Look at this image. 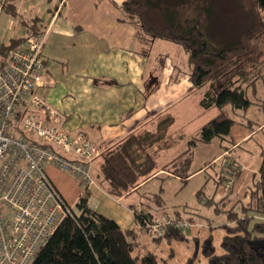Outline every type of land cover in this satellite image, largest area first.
<instances>
[{"label": "crops", "instance_id": "obj_1", "mask_svg": "<svg viewBox=\"0 0 264 264\" xmlns=\"http://www.w3.org/2000/svg\"><path fill=\"white\" fill-rule=\"evenodd\" d=\"M124 1L0 0V61L8 57L2 50L3 46L12 39L29 34L23 20L32 23L38 18V27L47 32L43 49L47 85L40 93L63 115L62 126L68 133L74 135L82 132L99 147L100 154L92 164L95 178L104 151L129 134L154 128L160 117L167 113H172L175 118L172 133L176 131L175 128L179 130L185 125L190 118L187 109L193 108L188 105L187 98L198 89L193 86L188 73L185 51L183 59L174 58L171 53H178L177 48L171 46V52L166 51L168 42L156 39L149 50L143 52L135 36V26L119 18L122 16L119 6ZM6 2L13 3L14 10L5 7ZM162 55L168 56L164 62ZM202 97L203 94L200 98L197 95L196 107L201 106ZM203 110L206 109L201 106L198 112L203 114ZM248 115L264 122L263 117L259 118L261 112L256 108H251ZM180 134L174 133L177 137ZM254 134V130L240 124L233 126L231 131L232 145L228 154L232 152L231 149L243 148L244 152L237 156L241 170L231 189L232 199L226 210L249 201V193L260 165V143L253 139ZM183 135L184 139L180 138L172 149L163 151L161 160L168 161L186 148L189 138L186 139L185 133ZM213 144L219 146L220 150L195 169L223 156L221 144L212 142L209 145ZM254 153L257 155L256 161H253ZM209 169L195 172L184 188L178 176L171 174L165 180L161 179L168 172L160 169L144 180L138 190L119 197L108 193L105 184L99 180L97 185L83 192L84 188L76 177L54 165L47 166L49 176L69 206L75 207L82 197H86L91 208L115 219L124 229H135L138 232V245L134 254L143 256L153 253L158 264H187L195 253L192 264H210L202 248L209 236L213 238L216 252H223L221 244L227 234L225 224L233 223L225 212L213 210V205L201 202L213 210L211 214L203 212L197 205L199 199L196 193L204 185L207 173L210 177ZM195 179L199 180L194 192L195 199L184 201L183 195ZM152 181L155 182L153 185L150 184ZM161 186L165 201L162 205L150 197ZM226 191L224 186L221 187L216 199L219 200ZM187 203L198 208L202 215L201 218H195L200 224L189 229L185 239H155L137 221L136 211L151 212L155 218H162L174 214L176 208ZM202 216L212 220L207 222ZM215 218H220V221Z\"/></svg>", "mask_w": 264, "mask_h": 264}, {"label": "trees", "instance_id": "obj_2", "mask_svg": "<svg viewBox=\"0 0 264 264\" xmlns=\"http://www.w3.org/2000/svg\"><path fill=\"white\" fill-rule=\"evenodd\" d=\"M237 1L249 14L251 24L229 41L212 39L209 24L213 8L202 4V0H125L119 6L122 15L119 18L135 26V36L144 53L156 39L182 47L187 53L188 73L193 86L204 89L201 106L206 110L216 108L218 112L187 140L183 151L165 162L161 160L163 151L172 149L185 136L180 134L177 137L171 132L175 118L172 113L164 114L154 128L133 132L104 151L96 175L108 193L120 197L138 190L144 180L160 169L168 172L161 179L165 180L171 174L178 176L184 188L195 172L213 168V173L209 172L210 177L207 173L204 185L196 195L205 205H213L217 213L225 212L233 224H225L227 234L222 240V253L216 252L212 236L204 240L202 248L210 264H264V122L248 115L251 108L264 114V91L259 86L264 81V0ZM6 6L12 10L15 7L10 2H6ZM38 21V18L32 23L23 20L29 34L12 39L3 46L4 53L7 55L30 34L43 33ZM167 58V55L161 57L163 62ZM236 124L255 131L253 139L260 143V165L249 201L226 210L232 199V188L219 200L216 195L230 173L234 172L238 177L241 170L237 157L231 156L232 160L223 162L231 148L223 142H232L231 131ZM212 142L221 144L223 156L195 169V148ZM211 178L215 179L216 185L212 195L206 198L205 188ZM162 191L163 186L150 196L155 203H165ZM197 210L187 203L176 208L174 215L184 217L186 213L189 215L185 218L195 219L202 215ZM136 217L139 225L147 230V221L157 219L145 211H136ZM204 218L207 222L212 220L208 216ZM185 234L169 226L163 236H152L155 239H185ZM137 245L138 232L135 229L122 228L115 219L91 208L87 198L82 197L31 264H158L153 253L136 256ZM195 257L196 253L187 264H192Z\"/></svg>", "mask_w": 264, "mask_h": 264}, {"label": "built area", "instance_id": "obj_3", "mask_svg": "<svg viewBox=\"0 0 264 264\" xmlns=\"http://www.w3.org/2000/svg\"><path fill=\"white\" fill-rule=\"evenodd\" d=\"M47 32L30 34L0 61V264H31L72 208L49 176L54 165L87 192L99 147L84 133L70 134L63 115L41 95L47 85L43 49ZM224 185L233 187L235 173ZM196 224L176 215L147 221L153 235L169 226L183 233Z\"/></svg>", "mask_w": 264, "mask_h": 264}, {"label": "rangeland", "instance_id": "obj_4", "mask_svg": "<svg viewBox=\"0 0 264 264\" xmlns=\"http://www.w3.org/2000/svg\"><path fill=\"white\" fill-rule=\"evenodd\" d=\"M202 4H204L206 6L210 5L213 8V18L209 24L210 25L209 33H210L213 40H216V41L233 40L236 37H238L240 32H242L245 28H247L251 24L249 14L247 13L246 10H244L242 8L240 1H237V0H202ZM167 42H168L167 43L168 45H166V49H167L166 51L171 52L169 48H171V46H174L177 48L178 53L173 54V52H172L171 54L174 56V58H177L180 60L183 59V57L185 56L186 53H184V50L181 48V46L179 44H176V43L171 42V41H167ZM262 72L264 74V65H263ZM259 86H260V89L264 91V81H261ZM203 92H204V89H197L195 92L190 94V96L187 98L188 105L193 106V108L187 109L188 116L191 119L189 118L187 120V122L185 123V125H182V127H180V129L178 128L179 130H177V128H175V130H176V131H174L175 134H177V133L179 134L180 132L182 134L185 133L186 139H188L193 134H196V132H198V130H200L201 127L210 118H212L213 116H215L217 114L218 111L216 108H213L210 110H203L204 111V113L202 112L203 114H200L198 112V109L201 106L196 107L195 99L200 98V96L203 94ZM197 95H198V98H196ZM262 117L264 118L263 113L261 115H259V118H262ZM178 127H179V125H178ZM226 143H227L226 145H229V146L232 145L230 142H226ZM219 150H220V147L216 146L214 144L213 145L201 144L198 147H196L195 148L194 167L202 165L204 163V161L207 160L208 157H211L213 154L217 153ZM231 150H232V152H230L228 154L230 157H228V155H226L223 159V162L228 161V160H232L233 159L232 157H237L238 154L244 152L243 148L242 149H236V150L231 149ZM256 156L257 155L254 153L252 156L254 158L253 161H256V158H257ZM208 172L213 173V168H210ZM226 173L228 174V172H226ZM230 176H231V174H230ZM234 176H235V179H234V182H235L237 177H236V175H234ZM198 181H199L198 179H195L193 181V183H191L187 187V189L183 195L184 201H189V202H191L192 200L194 201V199H195V193L194 192H195V189H197ZM153 183H155V182L154 181L150 182L151 185H153ZM215 185H216L215 179H212L209 182V184L207 185V187L205 188L206 193H207V194L205 193L206 198L208 195H210V193L213 192V187ZM223 186L225 187L226 190H228V191L230 190V187H226L224 184H222L221 187H223ZM226 193H227V191H226ZM70 204H71V202H70ZM197 205H199L200 209H202L203 212L209 213V214L213 213L214 206H212L213 210L211 208L208 209L206 206L202 205L200 200H199V202H197ZM171 215H173V214H171ZM187 215H189V214H187ZM198 217L201 218V215H199ZM220 218H222V217H220ZM220 218H215V219H216V221H220V220H218ZM202 219L203 220L205 219L204 216H202ZM191 220H193L196 225L200 224L195 219H191Z\"/></svg>", "mask_w": 264, "mask_h": 264}]
</instances>
